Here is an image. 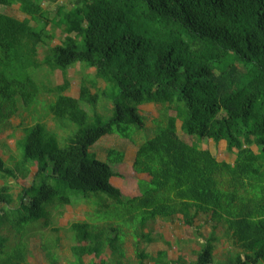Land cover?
Segmentation results:
<instances>
[{"label":"trees","instance_id":"trees-1","mask_svg":"<svg viewBox=\"0 0 264 264\" xmlns=\"http://www.w3.org/2000/svg\"><path fill=\"white\" fill-rule=\"evenodd\" d=\"M55 1L0 0V125L19 113L33 121L18 144L21 162L12 169L0 158V264H28L26 239L43 230L52 253L56 220L82 203L84 220L65 233L91 264H128V237L133 264H187L141 249L155 242L159 219L173 218L197 236V220L211 228L189 264H223L215 258L220 229L236 249L226 264H264V0H76L50 20L40 5ZM15 6L23 20L7 14ZM32 23L65 35L41 61L39 45L53 38ZM76 66L95 70L104 90L92 93L83 79L79 98L66 96ZM44 67L61 71L62 85L39 84ZM147 104L160 107L156 132L137 144L128 131L144 130L139 108ZM115 133L136 148L134 173L150 177L130 199L111 184L113 166L91 153ZM205 141L236 150L234 163L202 149ZM123 161L124 153L112 163ZM33 166L34 181L15 198L7 181L25 179Z\"/></svg>","mask_w":264,"mask_h":264},{"label":"rangeland","instance_id":"rangeland-1","mask_svg":"<svg viewBox=\"0 0 264 264\" xmlns=\"http://www.w3.org/2000/svg\"><path fill=\"white\" fill-rule=\"evenodd\" d=\"M71 2H74V6L79 5L76 0H56L54 3H46L42 2L41 7L43 10L48 11V17L50 20H53L56 18V12L58 9V6H64L66 10L71 8L70 5ZM77 4V5H76ZM7 14L10 16H13L17 18L18 20H23L25 18V15L21 14L18 10V7L15 6L13 8L8 9ZM32 26L40 31L43 30L47 33V35L52 36V40L49 38H45V44L39 45L38 47V59L41 61L47 54L48 49L50 47H54L57 45H60L64 39L65 35L62 32V29L58 26H55L53 24H42V25H36L32 23ZM78 48L80 50L84 49V43L81 41V39L78 40ZM49 72V69L44 67L43 69H40L38 71V74L36 76V80L39 84L47 85L50 83L51 86H58L61 85L63 82L61 71L53 72L51 76L47 75L46 73ZM88 74V75H87ZM95 70H87L83 71L80 66H76L74 68H71L68 70V80L71 83L70 90L67 92L69 95H77L79 91V86L81 85L83 79L86 82L87 86L91 89L92 93H99L102 91L106 86L101 80H95ZM96 81V87L95 85ZM45 82V83H44ZM43 86V85H42ZM113 91L111 88L108 90V94L111 95ZM104 98V99H103ZM104 103L103 107L100 108L99 113L104 114L105 120L108 119V110H103V108H108V100L106 97L100 96V101ZM87 108V106H86ZM146 110H142L141 114L146 118L145 119V128L144 130H141L140 133L137 132L135 127H132L129 129L128 134L129 137L133 140L135 139L137 144L139 142H145L147 139L152 138V136L156 132L157 123L155 122L153 125V120L158 119L159 113H160V107L155 105H149ZM106 113V115H105ZM50 129L55 128L54 124L49 122ZM178 129H180V123H178ZM153 130V131H152ZM154 132V133H153ZM153 134V135H152ZM140 135V136H139ZM18 136V134H17ZM139 136V137H138ZM66 138H60V142L62 145L66 144L67 141H65ZM101 142L97 145L95 144L91 148V153L98 159L104 162H107L111 166H113V169L116 170L122 177V181L126 188H128L131 192L136 191V174L133 171L132 168V159L135 154V146L129 145L131 144L130 139H121L117 133L111 134L109 136H106L104 139L100 140ZM119 143L121 145H119ZM104 148H97L96 145H101ZM12 147H14V142H11ZM123 145V146H122ZM125 145V146H124ZM129 145V147H127ZM201 148L204 150H209L213 156L217 158L220 162H226L229 164H233L236 159V150L233 152H229L226 148L225 142H220L218 144H215L213 141H205L201 143ZM123 151H122V150ZM255 152L256 148H253ZM114 151V154H112L109 157V160H107L108 152ZM124 153V162L120 165H114L112 161L117 160L119 156ZM21 162V158L18 160L17 164ZM130 163V164H129ZM36 173V167L30 168L29 173L27 174V177L25 179L19 178L18 182H13L12 187H16V185L21 186L25 182L27 186H29L34 179V174ZM147 179L148 177L145 176ZM120 181V180H118ZM15 190V189H14ZM135 193V192H134ZM68 212H65L64 215L61 218L62 224L69 225L74 220H80L83 219V212L84 208L80 206V208H77L76 210H72V208L67 209ZM204 220L200 219L196 221L195 226L201 228L200 226L203 225V227L200 229L199 234L200 236L195 234V229L186 227L183 225L180 219L174 218L170 221H164L160 220L156 223L154 227V240L152 244L143 243L141 244V249L147 252L148 254H151L153 256L156 255L158 251L161 250H167L169 259L176 261L179 256H182L184 258L185 263L189 264L196 260V253L200 249V245L203 243V238L207 237L210 233V226L203 223ZM42 232V231H41ZM38 233V234H41ZM218 235L220 237V242L216 245V251H215V258L218 262L226 264L231 254L236 252V249L231 245L229 238L225 237V233L222 229H220L218 232ZM203 235V236H202ZM161 236V237H160ZM124 239V238H123ZM169 243L170 245L167 246L166 243ZM127 259L129 260L128 264L135 263L134 258V249L133 246L128 244L127 245ZM146 264H150L149 262H146Z\"/></svg>","mask_w":264,"mask_h":264},{"label":"crops","instance_id":"crops-1","mask_svg":"<svg viewBox=\"0 0 264 264\" xmlns=\"http://www.w3.org/2000/svg\"><path fill=\"white\" fill-rule=\"evenodd\" d=\"M89 70H92V69H89ZM57 71L58 70H56L55 72H57ZM46 74L51 76L52 73H50V71H49ZM94 78H95V76H94ZM95 80H97V79L95 78ZM80 87H81V85L79 86V91H78L77 95H69L67 92L65 93V95L68 97L78 99L80 96ZM149 105H151V104L141 106L139 108L140 114H141L142 110L143 111L146 110L145 108H147V106H149ZM154 121H155V119L153 120V123H154ZM32 122L33 121L28 118L27 114L19 113V115L17 114L15 117L11 118L8 122L1 123V125H0V158L2 159V161L6 165V167H9L12 169H14L16 167L18 160L21 158V153L18 150V144L25 137L24 130L31 127ZM46 126L48 129H50L49 122L46 123ZM53 129L54 128H52L50 130H53ZM17 134H18V136H17ZM11 142H14V147H12ZM99 143H97V145ZM97 145L95 146L97 148V150H99L100 146H101V148H104L102 146V144L99 146H97ZM119 145H121V144L119 143ZM127 147H129V145ZM134 151L136 153V149ZM135 156L136 155L134 154L132 162H134ZM120 164H118V165H120ZM34 167L35 166H33L31 168H34ZM36 171H37V169H36ZM115 172L118 174V176L113 177L110 180V182L114 187H116L117 189L120 190L123 197L128 198V199L138 195V182H140V181L149 182L150 181L149 176L142 175V174H139V175L136 174V177H137L136 191L131 192L128 188H126V185L122 182L125 180L122 179L121 175L116 170H115ZM35 174H34V176H35ZM145 176H147L148 179ZM118 180H120V181H118ZM32 181H34V179ZM13 182H14L13 180L9 179L7 181V184L10 187H12V185H10V184H13ZM0 186H2L1 182H0ZM19 191H20V188L18 187V185H16V187H12L11 192L13 194H15V196H14L15 198H16V195L19 193ZM80 206H82L84 208L83 219L74 220L73 222L82 221L85 218L84 213L87 211V207L84 203L81 204ZM80 206L75 207V208L67 207L65 212H68V210H67L68 208H72V210H76L77 208H80ZM61 218L62 217H59L56 220V224L54 225V227L58 228V234H57L58 246L52 253L45 251L43 249V245L49 239L52 238V237L48 236V231L43 230L41 232V234H37V236H30L26 239V244L28 246V248H27L28 250H27V253L25 256L27 258L28 264H56L53 261V259L56 260L57 264H91V262L93 260V256L85 255V256H82L81 258H78V256L71 251L72 246L74 247L75 243L72 242L71 240H67V236L65 233L66 228H67V224L66 225L62 224ZM160 220L161 219H159L158 221H160ZM43 233H46V235L42 236ZM54 238H56V237H53V239ZM128 244L133 246V240L130 237H128L127 240L125 241V250L126 251H127V245Z\"/></svg>","mask_w":264,"mask_h":264},{"label":"bare ground","instance_id":"bare-ground-1","mask_svg":"<svg viewBox=\"0 0 264 264\" xmlns=\"http://www.w3.org/2000/svg\"><path fill=\"white\" fill-rule=\"evenodd\" d=\"M22 159H23V156H22ZM133 163V162H132ZM130 164V163H129ZM87 200V199H86ZM85 203H86V201H85ZM83 204V203H82ZM97 216H98V213H97ZM95 217H96V215H95ZM99 217V216H98ZM101 219V218H100ZM99 219V220H100ZM102 220V219H101ZM122 244V243H121ZM144 254V253H143ZM112 255V254H111ZM153 259V258H152Z\"/></svg>","mask_w":264,"mask_h":264}]
</instances>
